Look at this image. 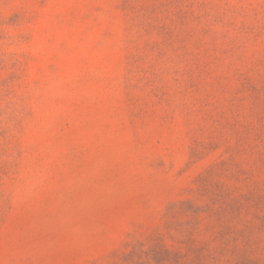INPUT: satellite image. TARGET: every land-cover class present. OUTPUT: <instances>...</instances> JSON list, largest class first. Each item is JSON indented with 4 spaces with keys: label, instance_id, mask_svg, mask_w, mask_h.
Wrapping results in <instances>:
<instances>
[{
    "label": "rangeland",
    "instance_id": "obj_1",
    "mask_svg": "<svg viewBox=\"0 0 264 264\" xmlns=\"http://www.w3.org/2000/svg\"><path fill=\"white\" fill-rule=\"evenodd\" d=\"M0 264H264V0H0Z\"/></svg>",
    "mask_w": 264,
    "mask_h": 264
}]
</instances>
